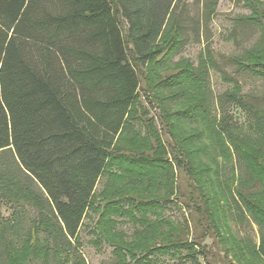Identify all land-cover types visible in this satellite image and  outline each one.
Returning a JSON list of instances; mask_svg holds the SVG:
<instances>
[{
    "label": "trees",
    "instance_id": "trees-1",
    "mask_svg": "<svg viewBox=\"0 0 264 264\" xmlns=\"http://www.w3.org/2000/svg\"><path fill=\"white\" fill-rule=\"evenodd\" d=\"M187 1L0 0V190L17 185L33 194L40 215L34 243L39 233L47 239L43 264H87L78 245L90 210L101 212L98 226L115 248L114 264H151L155 256L168 255L184 264H203L200 258L210 263L203 245L209 236L227 264H251L262 252L239 241L231 227L248 216L261 227L264 251V96L250 99L234 82L223 99L251 122L234 126L225 112L213 116L208 66L216 62L210 52L201 69L187 64L157 86L178 89L180 98L199 96L194 109L212 126L186 137L167 131L188 114L195 118L196 111H183L181 118L168 104L171 97L162 96V132L172 136L168 144L176 154L169 157L154 125L152 138L138 147L118 144L124 133L136 135L128 124L141 88L138 66L147 67L161 45L172 53L179 48ZM218 1H206L210 13ZM261 27L258 43L232 63L264 79ZM206 136L210 143L202 146ZM179 173L190 182L187 190L178 183ZM105 175L111 197L104 204L97 202L96 188ZM112 183L123 185L117 190ZM174 198L191 211L197 231L192 240L185 236L191 234L189 223L164 216ZM120 216L146 229L127 242L116 230ZM0 252V264H22L15 248Z\"/></svg>",
    "mask_w": 264,
    "mask_h": 264
},
{
    "label": "rangeland",
    "instance_id": "rangeland-1",
    "mask_svg": "<svg viewBox=\"0 0 264 264\" xmlns=\"http://www.w3.org/2000/svg\"><path fill=\"white\" fill-rule=\"evenodd\" d=\"M207 0H188L183 8V16L186 18L184 36L185 40L178 46L179 48L172 53L169 52L167 45H161V49L147 67L138 66L141 78V88L138 92L133 117L129 120V126L136 135L124 133L118 142L122 147H129L133 143V148L138 147L149 136V129L154 130L161 135L169 150V157L176 154L175 150L168 143L172 141L170 133H163L161 120L163 116L162 101L160 97H171L170 107L181 115L184 112L195 110L199 96L192 99L180 98L177 94L178 89L164 90L163 86H157L165 83L174 76L180 74L187 64L193 68H202V61H207V53L213 56L216 66H208L209 70V88L212 100L213 116L217 118L223 113L229 114L234 120L236 126H247L251 122V117L242 111L236 104L226 103L223 95L232 91L234 82H238L242 87V95L250 99H258L264 96V79L256 77L249 72L238 69L233 63V57L242 55L247 49L253 48L263 35L261 24H264V3L260 0H219L216 5H212L213 12L207 10ZM210 13V14H208ZM126 27V24L124 23ZM163 51V52H162ZM128 52L133 61L132 45L128 44ZM156 87H159L158 89ZM160 92V95H159ZM178 95V96H177ZM194 117L189 116L178 127H170L167 131H175L174 135L188 136L201 133L205 125H211V121H206L197 110ZM181 112V113H180ZM198 117V118H197ZM210 120V119H209ZM176 124L174 121L169 123ZM178 128V129H177ZM163 131V132H162ZM138 134V135H137ZM151 135V134H150ZM136 136L137 141H136ZM152 136V135H151ZM150 137L149 139H151ZM226 138V137H225ZM136 141V142H135ZM205 141V142H204ZM201 145L210 143L206 136ZM131 146V145H130ZM171 158V157H170ZM108 175H105L98 183L96 188V198L98 203H106L103 199L110 198L106 187L109 183ZM178 183L183 190L189 187V180L184 173H179ZM114 189L121 188L123 183H112ZM36 193H40L38 187L31 183ZM236 188V185H234ZM120 190V189H117ZM169 204L164 216L185 226L189 223L190 235L185 232L192 240L197 236V231L193 229L190 219L191 211L180 200ZM104 201V202H103ZM35 199L32 193L25 192L19 186L13 185L0 190V250L10 247L17 251L22 259V264H43L44 250L47 244L46 236L39 233V243H34L36 229L39 227V209L35 205ZM101 212L90 210L83 221L79 232L80 246L79 252L83 255L87 264H114L117 261L114 255L115 248L107 242V233L103 232L101 226H98ZM148 220H154V216L149 214ZM118 224L116 230L123 235L127 242L133 241L135 231H144L146 224L134 223L127 217H117ZM146 223V222H145ZM231 227L235 237L240 240H246L247 245L255 246L262 254L258 259H252L251 264H264V251L261 246V227L253 217H247L245 220L231 222ZM31 238V241L28 239ZM138 239V238H137ZM152 240V238H150ZM198 240V239H197ZM203 245L208 247L209 262L200 258L203 264H227L224 259L223 251L216 246L215 238L207 237ZM0 252V263H1ZM183 258L168 256H155L151 264H184ZM51 264H55L51 262ZM57 264V263H56Z\"/></svg>",
    "mask_w": 264,
    "mask_h": 264
}]
</instances>
